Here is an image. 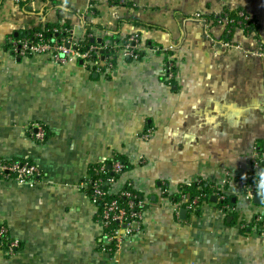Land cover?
<instances>
[{"label": "crops", "instance_id": "crops-1", "mask_svg": "<svg viewBox=\"0 0 264 264\" xmlns=\"http://www.w3.org/2000/svg\"><path fill=\"white\" fill-rule=\"evenodd\" d=\"M0 0V160L28 162L40 181L0 177V264H264L253 224L260 203L235 186L264 155V0ZM243 11L227 34L210 23ZM198 15L199 18H196ZM68 20L75 39L116 44L112 66L51 53L13 56L12 36ZM138 36L137 59L122 45ZM230 42L231 46H225ZM173 64V76L162 72ZM46 129L43 141L30 127ZM35 132L36 130L32 128ZM149 132L147 139L142 135ZM125 158L145 203L138 233L113 253L87 194L90 165ZM202 178L230 197L175 212L172 196ZM181 209H185L182 214Z\"/></svg>", "mask_w": 264, "mask_h": 264}, {"label": "built area", "instance_id": "built-area-1", "mask_svg": "<svg viewBox=\"0 0 264 264\" xmlns=\"http://www.w3.org/2000/svg\"><path fill=\"white\" fill-rule=\"evenodd\" d=\"M95 0H90L88 9H92V4ZM237 15L242 18V20L250 21V18L243 11H238ZM196 18H199L196 15ZM216 23L223 25L226 28L227 33H230L232 28L238 26L241 21L234 20L228 17V15H216L213 20L206 22L205 24ZM34 39H29V37H21L11 41L9 46V52L11 55L19 57L35 53L49 52L51 53L55 62L66 63L72 59H80L84 64H97L101 56V52L104 49L112 48L117 49L119 46L112 44L104 46L90 45L85 50H80L76 39L70 36L68 39L61 40L60 43L55 42L53 39L45 38L42 33H35ZM138 36L131 35L127 41L122 45V54L125 57L132 59H137L138 54ZM225 46H231L230 42H224ZM256 54L264 56V44H260L257 47ZM107 59L106 66L111 67V61ZM173 64L171 61L165 63L162 68V72L167 79H171L173 76ZM35 129L36 131L33 132ZM33 137L38 141H43L45 136L44 128L41 125H34L29 129ZM149 132L142 135V138L147 139ZM106 161H100V165L94 168L96 174H100L106 168ZM109 170L112 173H119L123 164L117 159H112ZM264 169V155L253 151L249 158V172L242 178L236 181V187L239 191L243 192L247 197H252L261 189V193L264 195V182L258 177L260 169ZM0 177L2 178H12L19 183H29L34 184L41 180L42 175L39 169L28 162H17L11 161L6 162L0 160ZM203 181L202 178L198 180ZM115 183V177H86L85 185L90 189V194L88 195L90 201L100 206L98 213V221L104 230V238L111 246V251L116 252L122 241H124L129 236L134 233H138L142 229V224L144 221V208L145 203L136 194L132 193L129 189H121L117 194V198L106 199L111 195L113 190V185ZM130 185V183H128ZM214 195L216 200H222L226 196L221 190L214 191L211 193L210 197ZM182 198L184 197L181 195ZM119 197H122L124 201L120 202ZM204 195H195L189 200L184 198L182 201L174 202L176 206L175 212L178 213L180 207L185 208L188 211L196 212L200 209L201 204L204 202L201 198ZM224 207V206H223ZM254 222L259 224L261 229L260 234L264 237V215L254 216ZM0 243L8 247V251L13 252L17 247L18 242L14 239H8L6 237V229L0 227Z\"/></svg>", "mask_w": 264, "mask_h": 264}, {"label": "trees", "instance_id": "trees-1", "mask_svg": "<svg viewBox=\"0 0 264 264\" xmlns=\"http://www.w3.org/2000/svg\"><path fill=\"white\" fill-rule=\"evenodd\" d=\"M228 17L230 18H233L234 20H239L241 21V23L243 24H247L245 25V27L249 28L251 26L250 22L249 21H245V20H242L241 17H239L237 15V12H228L227 13ZM35 33H42V35L45 37V38H49V39H53L54 40V43L55 42H58L60 43L61 40H65V39H68L71 34H70V26H69V22L68 20H62L60 22H57L55 24H47L45 26H37L35 27L34 29H32L29 33L25 32L21 35H18V36H12L8 43H7V49L9 51V46H10V43L12 40L14 39H18V38H23V37H29V39H34V35ZM229 34V33H227ZM91 37L89 36H85L83 39H76V42L78 43L79 45V49L80 50H85L88 46L90 45H97V46H100L99 44H96L95 41H91ZM112 46V44H107V46ZM103 46V45H101ZM115 51L116 49H112V48H108V49H104L102 50V52L100 53L101 56L103 57H107L109 60L113 61L114 60V54H115ZM138 54H140V51H138ZM44 131H45V136L46 137V129L44 128ZM112 159H117L119 161L122 162L123 164V168L122 170L119 172V173H112V171L109 170V165L112 161ZM112 159H108L106 161V168L103 172H101L100 174H96L95 173V169L96 167H98L100 165V163H95L93 165H90L89 169H88V175L87 177H95V176H99V177H107V176H114L115 177V182L121 177L122 173L124 171L127 170V168H129V164L127 162V160L121 156H114ZM6 162H11V161H6ZM258 177L262 180V182H264V169H260L259 173H258ZM129 189L132 193L136 194L137 197H140L138 195V193L134 190V188L128 184V181H125L124 184L122 185L121 189ZM119 189V190H121ZM114 190V188H113ZM118 190V191H119ZM180 190V193L178 192L177 195L175 196H172V201L173 202H176V201H182L184 198H186L187 200H189L191 197L195 196V195H204L203 198H201L202 200L204 201H208L210 199V195L212 192L214 191H218V189H216L215 187L212 188L209 186V184H207L206 182L204 181H199V182H195V183H192V184H186V185H183L181 186V188L179 189ZM86 191H87V194L89 195L90 194V189L86 188ZM118 191H115L109 195L108 197H106V199H111V198H117V192ZM183 195L184 197L182 198ZM118 200L120 202L124 201V199L122 197H119ZM218 205L221 207L225 204H228L230 203V197L229 196H225L224 199L222 200H219L218 202ZM97 207V210H98V213H99V210H100V206L99 205H96ZM97 213V215H98ZM98 217V216H97ZM253 224L256 226V228L258 229V231L260 232L261 229L259 227V224L258 223H255L253 220H252Z\"/></svg>", "mask_w": 264, "mask_h": 264}, {"label": "water", "instance_id": "water-1", "mask_svg": "<svg viewBox=\"0 0 264 264\" xmlns=\"http://www.w3.org/2000/svg\"><path fill=\"white\" fill-rule=\"evenodd\" d=\"M91 41H94V39H91ZM263 197H264V195L261 193V189H260L257 193H255V194L253 195L252 199H253L255 202H257V203H260V202L262 201ZM210 199H211L212 201H215V200H216V197H215L214 195H212V196L210 197ZM184 211H185V209H181L180 212L183 214Z\"/></svg>", "mask_w": 264, "mask_h": 264}]
</instances>
